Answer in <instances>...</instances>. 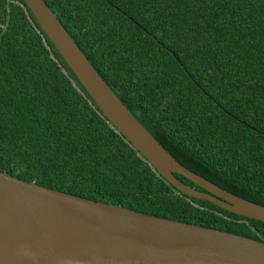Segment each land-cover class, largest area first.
Returning <instances> with one entry per match:
<instances>
[{"label": "trees", "instance_id": "trees-1", "mask_svg": "<svg viewBox=\"0 0 264 264\" xmlns=\"http://www.w3.org/2000/svg\"><path fill=\"white\" fill-rule=\"evenodd\" d=\"M43 1L171 156L264 206V0ZM0 171L264 241L263 221L160 175L100 111L23 0H0Z\"/></svg>", "mask_w": 264, "mask_h": 264}, {"label": "water", "instance_id": "water-1", "mask_svg": "<svg viewBox=\"0 0 264 264\" xmlns=\"http://www.w3.org/2000/svg\"><path fill=\"white\" fill-rule=\"evenodd\" d=\"M23 1L100 111L160 175L191 197L264 222V206L186 168L157 142L43 0ZM0 264H264V241L79 197L0 171Z\"/></svg>", "mask_w": 264, "mask_h": 264}]
</instances>
